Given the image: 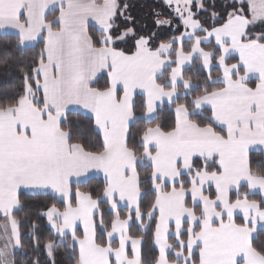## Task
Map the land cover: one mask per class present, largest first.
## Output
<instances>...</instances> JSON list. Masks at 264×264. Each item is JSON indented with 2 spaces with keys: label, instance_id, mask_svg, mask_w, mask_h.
Here are the masks:
<instances>
[{
  "label": "snow or ice",
  "instance_id": "snow-or-ice-1",
  "mask_svg": "<svg viewBox=\"0 0 264 264\" xmlns=\"http://www.w3.org/2000/svg\"><path fill=\"white\" fill-rule=\"evenodd\" d=\"M164 3L178 21L155 14L173 30L167 40L138 33L121 0H0L13 47L41 45L27 61H3L20 83L0 89V264H41V250L56 264L60 247L70 264H264V244L253 243L264 234V0H228L223 16L205 0ZM165 106L170 127L157 122ZM138 120L147 126L137 142ZM91 173L103 174L100 196L80 190ZM25 191L59 199L38 213L55 240L42 245L36 223L23 233Z\"/></svg>",
  "mask_w": 264,
  "mask_h": 264
},
{
  "label": "trees",
  "instance_id": "trees-1",
  "mask_svg": "<svg viewBox=\"0 0 264 264\" xmlns=\"http://www.w3.org/2000/svg\"><path fill=\"white\" fill-rule=\"evenodd\" d=\"M122 3L127 2L129 7V14L133 18L132 24L134 25L135 29L138 33H142L144 35H147L149 33H155L156 36L160 40H167L172 35H174L172 28L168 27H157L155 20H156V13H160V18H169L174 20V26L178 21H175V17L172 13V11L165 6L164 0H121ZM228 3V1L224 0H212L205 2L206 5L209 7V12L215 10L221 13L223 16L224 14V5ZM214 6V7H213ZM58 14V13H57ZM49 18H54V14L50 13ZM200 19L205 21L206 23H210L209 15L208 13H203L200 15ZM90 29L94 30L95 26H90ZM8 45V48L10 49L9 52H5L4 46ZM16 44V36L14 35H1L0 34V89H7L12 86H17L20 83L19 80V73L16 71L15 68V62L11 66H6L3 61L5 58V55H10L13 57L18 58L16 62L19 61H27L28 58H30L32 55H34L41 46L40 44H37L34 47L31 48H22L17 49L13 47V45ZM187 47V45H186ZM128 50H131V47H128ZM195 71L194 69L188 68L185 71V75H191ZM203 75V74H201ZM213 75H219L218 72L214 71ZM105 84V76H102L98 81H96L95 86L98 88H103ZM140 96H137V104H140ZM184 102V101H181ZM208 113H205L207 115ZM141 113L137 111V116H140ZM198 119H201L202 117H197ZM70 120L72 124H78L80 126V132L82 134V139L85 144V146L89 149L95 148L97 151H99V139L98 134L92 130V128L88 127V117L82 113H71L70 114ZM157 122L163 123L165 127H170L173 123V116L171 113V110L165 106L163 107L162 111L157 113ZM147 126V122L144 120H138L133 125V133L134 138L138 142L139 137L135 136V133L141 132L145 127ZM154 126V124L152 125ZM139 154V153H138ZM261 157H259L256 154H253V167L254 170L257 169L256 161L260 160ZM141 179L145 180L147 178L148 172H150V169L147 167L146 164H142L138 168ZM104 187V180L98 179V178H92L88 182L80 185V190L85 192H92L94 196H100L102 194V190ZM144 188L146 190V195L143 199V206L145 209H147V206L152 199V194L150 191H147L148 188H150V185L145 184ZM76 185H73V191L75 192ZM241 191H247L246 187H242ZM234 198V196H233ZM250 199H256L260 200L261 197L259 195L256 196H250ZM22 200L25 202V209L17 212V219L23 221L22 224V230L23 233L27 236V234L31 231V224L36 223L38 224V235L41 239V244L43 245L48 240H55L56 238L52 235V233L49 231V227L47 225V222L44 218L38 215V213L43 212L45 209L49 208L52 204H56L57 207H62V204L60 203L59 199H53L50 195H30L24 193L22 195ZM190 203V200H189ZM105 210V219H109L108 211H107V205L104 206ZM125 212L122 210L121 215L123 216ZM132 234L138 235V229L133 228ZM150 235L149 234V242L145 244V253L150 251L151 244H150ZM30 239H25V244H30ZM254 246L260 247L262 244H264V234H259L257 239L254 240ZM29 255H33L32 249H27ZM40 256L41 264H45L46 257L43 254V250L38 254ZM29 264H31V261H29ZM56 264H70V261L67 259V256L65 254V248L60 247L57 249V255H56Z\"/></svg>",
  "mask_w": 264,
  "mask_h": 264
},
{
  "label": "crops",
  "instance_id": "crops-1",
  "mask_svg": "<svg viewBox=\"0 0 264 264\" xmlns=\"http://www.w3.org/2000/svg\"><path fill=\"white\" fill-rule=\"evenodd\" d=\"M50 13H51V12H49L48 15H49ZM89 26H95V25H94L93 23H90ZM0 34H1V35H14V36H16L15 32L12 31V30H8V31H6V32H5V31H0ZM37 44H38V43H37ZM37 44H35V45H33V44H29V45L25 46L24 48H31V47L36 46ZM102 76H104V75L101 74V75L97 78V81H98ZM137 96H139V94H138ZM82 114H83V113H82ZM84 115H85V114H84ZM92 178H98V179H102V180H104V177H103V174H102V173H91V174L89 175L88 178L82 180L81 184H84V183L88 182V181H89L90 179H92ZM73 185H75V183H74ZM242 187H243V186H242ZM209 191L214 193V188L210 189ZM24 193H26V194H30V193H28V192H26V191H25ZM30 195H32V194H30ZM189 200H190V198H189Z\"/></svg>",
  "mask_w": 264,
  "mask_h": 264
},
{
  "label": "rangeland",
  "instance_id": "rangeland-1",
  "mask_svg": "<svg viewBox=\"0 0 264 264\" xmlns=\"http://www.w3.org/2000/svg\"><path fill=\"white\" fill-rule=\"evenodd\" d=\"M208 1H212V0H205V2H208ZM224 1H228V0H224ZM194 10H195V8H194ZM213 193V192H212Z\"/></svg>",
  "mask_w": 264,
  "mask_h": 264
}]
</instances>
